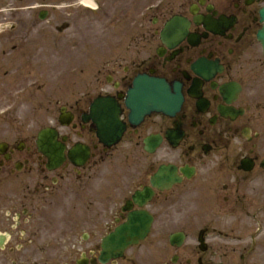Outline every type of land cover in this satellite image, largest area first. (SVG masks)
<instances>
[{"label": "flooded vegetation", "instance_id": "1", "mask_svg": "<svg viewBox=\"0 0 264 264\" xmlns=\"http://www.w3.org/2000/svg\"><path fill=\"white\" fill-rule=\"evenodd\" d=\"M95 1L0 0V264H264V0Z\"/></svg>", "mask_w": 264, "mask_h": 264}, {"label": "water", "instance_id": "2", "mask_svg": "<svg viewBox=\"0 0 264 264\" xmlns=\"http://www.w3.org/2000/svg\"><path fill=\"white\" fill-rule=\"evenodd\" d=\"M58 154L61 155L62 153L60 152ZM164 178L171 183L177 181L175 180L174 171L162 168L152 183L155 186L162 188ZM150 224L151 218L147 214L136 213L126 225L120 227L116 233L112 234L105 240L102 259L108 261L112 258L122 256L126 248L133 244H137L145 238L150 228Z\"/></svg>", "mask_w": 264, "mask_h": 264}, {"label": "rangeland", "instance_id": "3", "mask_svg": "<svg viewBox=\"0 0 264 264\" xmlns=\"http://www.w3.org/2000/svg\"><path fill=\"white\" fill-rule=\"evenodd\" d=\"M99 17V16H98ZM96 26V28H99V27H101L100 26V24H96L95 25ZM97 30V29H96ZM101 31V30H100ZM99 31V32H100ZM130 41V38H127L126 40H125V42H129ZM84 54H81V52H79V57H78V59H79V61H78V65H79V63H82V65H87L88 64V54H86V52H83ZM98 53V59H100V52H97ZM80 68H81V66H80ZM85 78H86V76L84 75V74H81V76L79 75V73L77 74V79H76V84H77V86H84L85 84H84V82L85 81H87L88 79H86L85 80Z\"/></svg>", "mask_w": 264, "mask_h": 264}, {"label": "bare ground", "instance_id": "4", "mask_svg": "<svg viewBox=\"0 0 264 264\" xmlns=\"http://www.w3.org/2000/svg\"><path fill=\"white\" fill-rule=\"evenodd\" d=\"M84 2L87 3V4L93 5L92 4L93 2H91L90 0H85Z\"/></svg>", "mask_w": 264, "mask_h": 264}]
</instances>
